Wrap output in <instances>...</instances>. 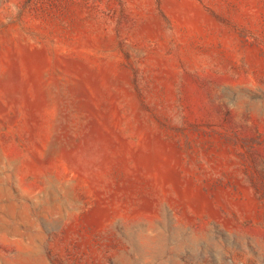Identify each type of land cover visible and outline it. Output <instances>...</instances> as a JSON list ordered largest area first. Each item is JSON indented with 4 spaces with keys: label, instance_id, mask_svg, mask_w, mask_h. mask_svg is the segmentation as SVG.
Wrapping results in <instances>:
<instances>
[{
    "label": "rangeland",
    "instance_id": "1",
    "mask_svg": "<svg viewBox=\"0 0 264 264\" xmlns=\"http://www.w3.org/2000/svg\"><path fill=\"white\" fill-rule=\"evenodd\" d=\"M0 264H264V0H0Z\"/></svg>",
    "mask_w": 264,
    "mask_h": 264
}]
</instances>
